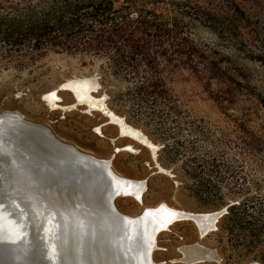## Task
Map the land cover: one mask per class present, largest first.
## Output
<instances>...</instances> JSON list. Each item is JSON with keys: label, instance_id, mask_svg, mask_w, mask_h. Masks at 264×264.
Wrapping results in <instances>:
<instances>
[{"label": "rangeland", "instance_id": "obj_1", "mask_svg": "<svg viewBox=\"0 0 264 264\" xmlns=\"http://www.w3.org/2000/svg\"><path fill=\"white\" fill-rule=\"evenodd\" d=\"M236 1L246 15L243 24L255 32L245 37L242 52L256 53L249 59L239 57L247 67L249 88L245 87L264 95V54L259 53L264 50V0ZM198 35L203 44L217 42L210 29L202 28ZM224 52L232 54L229 49ZM90 77H98L102 87L93 93L102 100L99 105L140 129L156 149L124 135L119 138L107 115L91 109L88 102L79 104L63 87L73 78ZM140 82L90 56L49 54L19 66L0 64V112L20 111L95 156L111 159L115 152L116 172L147 182L145 205L163 202L194 213L228 210L203 239L191 221L159 235L157 264H182L176 261L181 257L178 247L195 242L214 250L217 264H264V150L251 152L248 147L252 134L264 132L262 106L252 104L254 114L244 124L238 107L221 109L212 90L187 68L166 76L164 91L155 92ZM53 91L57 98L48 99ZM116 205L128 214L142 210L133 199L119 198Z\"/></svg>", "mask_w": 264, "mask_h": 264}, {"label": "trees", "instance_id": "obj_2", "mask_svg": "<svg viewBox=\"0 0 264 264\" xmlns=\"http://www.w3.org/2000/svg\"><path fill=\"white\" fill-rule=\"evenodd\" d=\"M245 19L236 0H0V64L19 66L49 54L90 56L155 92L166 89V76L187 68L221 109L238 107L246 124L252 104L264 113V95L247 89V67L239 63L256 53L242 52L247 34L255 33ZM202 28L217 42L203 44ZM252 138L251 152L264 150V132Z\"/></svg>", "mask_w": 264, "mask_h": 264}, {"label": "bare ground", "instance_id": "obj_3", "mask_svg": "<svg viewBox=\"0 0 264 264\" xmlns=\"http://www.w3.org/2000/svg\"><path fill=\"white\" fill-rule=\"evenodd\" d=\"M73 79L63 87L73 92L79 104L85 105L88 102L91 109L107 115L111 121L109 123L117 127L120 124L123 130L122 135L126 138L149 149H156L140 129L128 124L123 117L115 114L108 107L99 105L102 100L93 96V93L102 88L97 78ZM56 96L57 92L53 91L47 97L53 99ZM55 146L58 148L54 149ZM15 148L22 149L23 152L40 160L52 179L47 191L58 209L66 214L63 221L70 223L68 247L70 264H147L146 256L149 257V264H157L154 253L158 247V237L162 233H167L172 228L171 226L191 221L197 226L200 239L216 229L217 217L211 212H189L163 202L153 206L143 204L147 182L116 172L113 167L115 152L111 155V159L87 153L57 137L46 125L28 119L20 111L6 109L0 112V157L5 159V170H9L8 175L15 192L25 200L27 208L36 215L37 249L41 255H43L42 249L44 250V258H47L50 264H55L56 261V250L53 247L55 244L50 236L53 235V241L57 239L56 237H60L63 233L61 231L64 222L53 220L50 223L51 219L44 217L42 213L44 210L40 209L41 206L23 188L26 175L13 155ZM86 161L105 166L111 162L112 165L106 173L90 167ZM69 171L72 175H68ZM66 173L69 181L64 184L62 177L59 179V176ZM113 195H117L111 204L117 218H114L108 209L110 198ZM119 198L137 201L142 205L141 212L128 214L120 211L116 205ZM4 199L6 202L0 203V215L7 214V209L9 210L10 206L17 203L16 199L9 196ZM20 214L22 218H25V213ZM87 224L92 226L89 231L84 227ZM54 227L57 232H53ZM6 232H11L10 235L15 236L14 239L17 240L26 231L23 229L14 232L6 229ZM54 233L57 234L56 237ZM21 240L24 241L25 238L22 237ZM25 245H28V241ZM177 250L181 257L176 261L182 264H211L216 263L218 258L214 250L200 242L181 245ZM19 254L15 247L10 250L5 239L0 237V264H19L21 258Z\"/></svg>", "mask_w": 264, "mask_h": 264}, {"label": "water", "instance_id": "obj_4", "mask_svg": "<svg viewBox=\"0 0 264 264\" xmlns=\"http://www.w3.org/2000/svg\"><path fill=\"white\" fill-rule=\"evenodd\" d=\"M98 78V77H97ZM99 81V78H98ZM61 91V89L58 90ZM118 129V137L122 138V126L117 127ZM54 149H57L58 147H53ZM60 151V150H58ZM14 157L19 161V165L24 171L26 178L25 181H23V188L29 192L31 196H33L34 200L37 202V204L40 207V209L44 210L43 215L44 217H47L51 219L50 223L53 222V220H59V222L63 223L62 225V235L60 237H56L57 234L54 233V236L57 239H54L53 241V235L50 236V239L52 242H54V249L56 250L55 256L56 261L55 264H70V259L68 255V247H69V241L70 236L69 232L71 230L70 223L66 222V220L63 221V218L66 214L62 213L58 209V207L55 204L54 199L50 196L48 193V188L50 186V181L52 180L51 177L48 175V171L46 167L43 165V163L40 162V160L35 159L33 156L29 155L28 153H25L22 151V149L15 148L14 149ZM86 164H88L90 167L95 168L99 171L108 172V170L111 168L112 163L110 162L109 165H99L90 161H86ZM5 159L4 157H0V203H4V197H10L17 200V203L15 205L10 206L9 210L7 209V214H1L0 215V237H3L8 244L9 249H15L20 253L19 255L21 258L19 259V264H50L49 261H47V258H44L45 252L42 249L43 255H41L40 251L37 249V240L35 239V232H36V221L34 213L27 208V203L25 200H23L21 197H19L18 193L15 192V188L13 187L12 181L9 174V170H5ZM70 173V174H69ZM68 175H72V173L69 171ZM66 174H62L59 176V179L61 178L65 183H68V176ZM73 176L75 177V173H73ZM73 178V177H72ZM71 179V178H70ZM67 180V182H65ZM65 187V186H64ZM117 195H113L112 198H110L109 201V213L115 218H117L115 212L112 209L111 204H113L114 200L116 199ZM62 199V198H61ZM66 200V199H65ZM8 203V202H7ZM10 204V203H9ZM17 204H19L17 206ZM7 206V204H6ZM5 206V207H6ZM9 206V205H8ZM11 209V210H10ZM227 209H222L219 211L211 212L212 215H216L217 221H218L227 214ZM25 213V218L21 217L20 213ZM91 224H87L84 226L85 230L89 231ZM217 228V226H216ZM6 229L13 230L14 232H19V230H25V234L22 236L25 238L24 241H22V237L17 240L14 239L10 234L11 232H6ZM5 230V231H4ZM53 232H57L55 231ZM14 234V233H13ZM15 235V234H14ZM28 241V245H25V242ZM114 252H112L113 254ZM145 261L147 264H149V257H145Z\"/></svg>", "mask_w": 264, "mask_h": 264}]
</instances>
